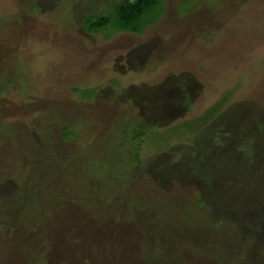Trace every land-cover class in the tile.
I'll return each mask as SVG.
<instances>
[{"label": "rangeland", "instance_id": "1", "mask_svg": "<svg viewBox=\"0 0 264 264\" xmlns=\"http://www.w3.org/2000/svg\"><path fill=\"white\" fill-rule=\"evenodd\" d=\"M116 1L0 0V264H264V0Z\"/></svg>", "mask_w": 264, "mask_h": 264}, {"label": "trees", "instance_id": "2", "mask_svg": "<svg viewBox=\"0 0 264 264\" xmlns=\"http://www.w3.org/2000/svg\"><path fill=\"white\" fill-rule=\"evenodd\" d=\"M162 8L161 0H119L115 2L109 14H100L87 17L86 28L88 32L98 30L105 32L111 28L113 31L142 33L147 26L158 20ZM84 90L88 92V89L84 88ZM76 127L75 124L73 126L72 122L61 126L60 129L63 138L69 140L71 139L72 135H78L79 132L76 131ZM141 127L144 126L141 125ZM143 134V131L136 130V135L140 136ZM124 135H127L126 131L124 132ZM44 204V202H41L36 205L40 211L37 213L34 212L32 217L29 216L31 224L34 223L36 226H41L46 220L48 215H46V213H48L49 205ZM208 248L209 247H206V249Z\"/></svg>", "mask_w": 264, "mask_h": 264}, {"label": "flooded vegetation", "instance_id": "3", "mask_svg": "<svg viewBox=\"0 0 264 264\" xmlns=\"http://www.w3.org/2000/svg\"><path fill=\"white\" fill-rule=\"evenodd\" d=\"M197 50H195V52H196ZM199 51V50H198ZM173 61H175V60H173ZM176 69V68H175ZM173 70V69H172Z\"/></svg>", "mask_w": 264, "mask_h": 264}]
</instances>
